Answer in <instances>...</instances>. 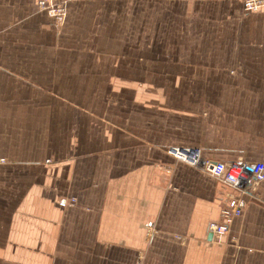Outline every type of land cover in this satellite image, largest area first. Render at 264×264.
Instances as JSON below:
<instances>
[{"label":"crops","instance_id":"0c3cea01","mask_svg":"<svg viewBox=\"0 0 264 264\" xmlns=\"http://www.w3.org/2000/svg\"><path fill=\"white\" fill-rule=\"evenodd\" d=\"M66 8L0 0V264H264V182L215 240L225 185L168 152L264 162V8Z\"/></svg>","mask_w":264,"mask_h":264},{"label":"built area","instance_id":"2783aa9c","mask_svg":"<svg viewBox=\"0 0 264 264\" xmlns=\"http://www.w3.org/2000/svg\"><path fill=\"white\" fill-rule=\"evenodd\" d=\"M40 10L46 11L61 27L67 15L66 4L71 0H35ZM246 12H258L264 8V0H241ZM170 155L191 166L202 167L226 187L227 204L221 211L222 222L210 223L208 230L212 238L220 240L229 231L235 218L239 217L246 205V197L252 196L260 183L264 182V162L250 163L243 159L231 162L204 161L199 147H171ZM4 159L0 158V162ZM66 206L65 199L60 201Z\"/></svg>","mask_w":264,"mask_h":264},{"label":"water","instance_id":"95a60500","mask_svg":"<svg viewBox=\"0 0 264 264\" xmlns=\"http://www.w3.org/2000/svg\"><path fill=\"white\" fill-rule=\"evenodd\" d=\"M210 238H212V234H210Z\"/></svg>","mask_w":264,"mask_h":264}]
</instances>
